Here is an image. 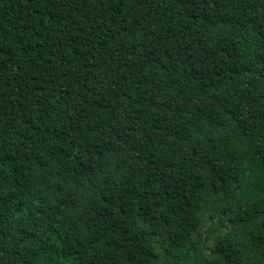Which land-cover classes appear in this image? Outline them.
Listing matches in <instances>:
<instances>
[{"label": "trees", "instance_id": "1", "mask_svg": "<svg viewBox=\"0 0 264 264\" xmlns=\"http://www.w3.org/2000/svg\"><path fill=\"white\" fill-rule=\"evenodd\" d=\"M0 264H264V0H0Z\"/></svg>", "mask_w": 264, "mask_h": 264}]
</instances>
